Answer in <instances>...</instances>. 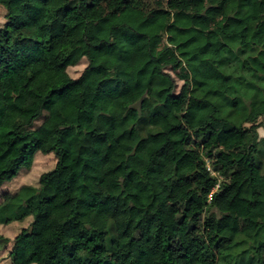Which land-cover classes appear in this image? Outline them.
Listing matches in <instances>:
<instances>
[{
	"label": "trees",
	"instance_id": "trees-1",
	"mask_svg": "<svg viewBox=\"0 0 264 264\" xmlns=\"http://www.w3.org/2000/svg\"><path fill=\"white\" fill-rule=\"evenodd\" d=\"M0 7L17 24L0 55V189L56 158L2 196L0 225L30 221L0 238L10 264H264V0ZM121 28L145 46L114 41ZM22 82L44 90L37 106Z\"/></svg>",
	"mask_w": 264,
	"mask_h": 264
},
{
	"label": "rangeland",
	"instance_id": "rangeland-1",
	"mask_svg": "<svg viewBox=\"0 0 264 264\" xmlns=\"http://www.w3.org/2000/svg\"><path fill=\"white\" fill-rule=\"evenodd\" d=\"M144 2H148L152 5L153 0H143ZM6 13L5 10L0 7V35L4 34V41L0 46V55L2 58L7 57L9 52L12 50L13 43L17 38V24L8 22L7 18L5 17ZM6 31V33H4ZM114 41H126L131 43L136 49H141L145 46V41L135 35L134 33L130 32L125 28H121L113 33L112 36ZM59 52V42L54 41L51 46V53L53 56V62L55 65L59 66L60 58L58 56ZM86 66V61L81 60L76 66L70 67L67 69V73L71 78H77L83 69ZM174 77V75L172 74ZM178 86L181 85V82L177 80ZM20 90L26 93L28 96L31 97L33 100V105L37 106L40 102V99L44 95L43 89H33L30 88L27 82H22L20 85ZM259 128L258 138L261 140L264 138V117L258 120ZM39 123H36L34 126H38ZM125 155L121 151H115L109 161L107 172L114 176H120L121 174V167L120 163L124 159ZM56 163V158L54 155H41L37 154L34 157L33 163L29 169H22L16 178L12 180L9 184L1 187L0 189V202L2 196L4 194H14L16 193L21 187L23 186H38V178L41 174L50 171L53 169ZM161 218L163 221L167 222L169 220L168 216L165 214H161ZM30 221L26 220L24 223L20 225H10V226H3L0 225V238L4 240H8L12 242L15 235L19 233L21 228L27 227ZM17 224V223H16ZM11 247V243L7 245L1 244L0 245V264H10L8 258V251Z\"/></svg>",
	"mask_w": 264,
	"mask_h": 264
}]
</instances>
